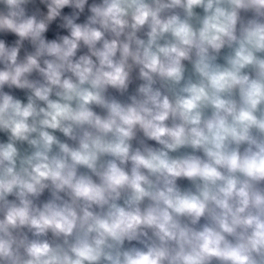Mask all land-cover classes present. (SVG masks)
I'll return each mask as SVG.
<instances>
[{"label":"clouds","instance_id":"obj_1","mask_svg":"<svg viewBox=\"0 0 264 264\" xmlns=\"http://www.w3.org/2000/svg\"><path fill=\"white\" fill-rule=\"evenodd\" d=\"M0 264H264V0H0Z\"/></svg>","mask_w":264,"mask_h":264}]
</instances>
